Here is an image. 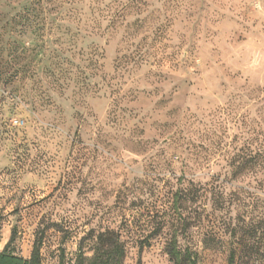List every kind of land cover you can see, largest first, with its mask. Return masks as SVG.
Segmentation results:
<instances>
[{
	"label": "rangeland",
	"instance_id": "1",
	"mask_svg": "<svg viewBox=\"0 0 264 264\" xmlns=\"http://www.w3.org/2000/svg\"><path fill=\"white\" fill-rule=\"evenodd\" d=\"M256 152L264 0H0V251L74 263L114 230L124 264H173L174 236L228 264Z\"/></svg>",
	"mask_w": 264,
	"mask_h": 264
},
{
	"label": "trees",
	"instance_id": "2",
	"mask_svg": "<svg viewBox=\"0 0 264 264\" xmlns=\"http://www.w3.org/2000/svg\"><path fill=\"white\" fill-rule=\"evenodd\" d=\"M264 169V152L248 154L239 158V175L248 171ZM201 189L195 186L188 191L193 194V200L198 201L201 196ZM239 201L245 203V198L239 196ZM246 206V203H245ZM249 208L239 212L236 216V223L230 233L232 243L229 250L228 264H261L264 261V213L253 214ZM86 238L93 240L91 250L93 255L88 257L83 251V243ZM43 238H38L33 246L31 256L24 258L9 251L13 239L0 251V264H43L41 248ZM206 243V242H205ZM170 260L173 264H197L198 256L190 250L182 252L179 249L177 238L174 236L168 247ZM126 250L120 239V234L114 230H106L95 234L92 230L89 236L84 237L80 243V254L74 263L60 261L58 264H124Z\"/></svg>",
	"mask_w": 264,
	"mask_h": 264
}]
</instances>
